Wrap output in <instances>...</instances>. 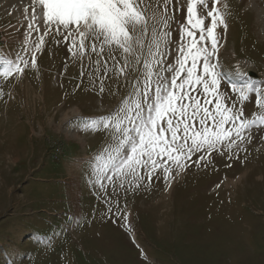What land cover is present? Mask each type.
<instances>
[{
    "label": "rangeland",
    "instance_id": "374dc122",
    "mask_svg": "<svg viewBox=\"0 0 264 264\" xmlns=\"http://www.w3.org/2000/svg\"><path fill=\"white\" fill-rule=\"evenodd\" d=\"M29 4L0 0V56L14 58L21 49ZM219 4L227 22L226 31L218 29L220 91L231 107L232 83L264 89V0ZM184 15L176 12L174 41ZM70 42L50 34L36 68L31 51L21 52L29 60L25 71L0 76V264H264V125H253L251 141L239 148L193 154L186 168L173 167L170 183L158 170L151 183L106 182L102 189L92 165L111 135L90 121L117 107L142 66L133 61L136 71L120 75L105 54V77L91 42L83 57L68 51ZM236 107L247 119L261 112L254 94ZM202 154L206 160L194 163Z\"/></svg>",
    "mask_w": 264,
    "mask_h": 264
},
{
    "label": "snow or ice",
    "instance_id": "6c2138e0",
    "mask_svg": "<svg viewBox=\"0 0 264 264\" xmlns=\"http://www.w3.org/2000/svg\"><path fill=\"white\" fill-rule=\"evenodd\" d=\"M218 3L156 0L153 8L146 0H30L23 9L28 21L23 45L14 58L0 56V76L7 80L25 71L29 60L21 52L31 51L30 64L36 68V54L45 37L53 33L71 41L68 51L73 56L83 57L86 41H90L91 51L104 60L105 77L110 71L105 54L116 62L120 75L127 68L136 71L133 61L141 65V76L133 79L132 91L109 115L90 121L93 130L102 127L109 131L112 141L95 157V182L102 189L106 182L139 186L145 178L151 183L162 170L165 182L170 183L173 167L186 168L193 154L239 148L251 141L248 130L253 125H264V89L252 81L232 83L237 100L231 107L223 102V73L218 60L222 36L218 29L226 31L227 22ZM178 11H185V15L177 24L179 36L174 41L172 24ZM33 32L37 39L30 41ZM117 52L123 65L117 60ZM97 64L99 67V61ZM251 94L261 112L247 119L236 103L243 105ZM204 160L202 154L194 163Z\"/></svg>",
    "mask_w": 264,
    "mask_h": 264
},
{
    "label": "bare ground",
    "instance_id": "6f19581e",
    "mask_svg": "<svg viewBox=\"0 0 264 264\" xmlns=\"http://www.w3.org/2000/svg\"><path fill=\"white\" fill-rule=\"evenodd\" d=\"M218 7L220 8V4L218 5ZM220 10H221V8H220ZM222 11V10H221ZM75 112V114H77V111H74ZM74 132V133H73ZM72 133H73V135H74V137H76V138H78L79 136H78V134H77V126H74V127H72L71 128V135H72ZM170 188V187H169ZM136 239V238H135Z\"/></svg>",
    "mask_w": 264,
    "mask_h": 264
},
{
    "label": "water",
    "instance_id": "95a60500",
    "mask_svg": "<svg viewBox=\"0 0 264 264\" xmlns=\"http://www.w3.org/2000/svg\"><path fill=\"white\" fill-rule=\"evenodd\" d=\"M253 72H249V76H253V74H252Z\"/></svg>",
    "mask_w": 264,
    "mask_h": 264
}]
</instances>
